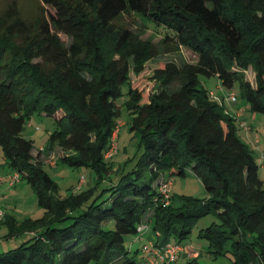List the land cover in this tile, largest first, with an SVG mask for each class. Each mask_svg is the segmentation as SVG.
<instances>
[{"label": "trees", "instance_id": "trees-1", "mask_svg": "<svg viewBox=\"0 0 264 264\" xmlns=\"http://www.w3.org/2000/svg\"><path fill=\"white\" fill-rule=\"evenodd\" d=\"M39 1L36 17L23 18L17 5L0 15V155L44 210L42 217L23 221L5 214L0 225L8 228L6 239L30 236L0 253V264H139L145 243L182 244L209 214L218 223L200 237L212 256L264 264L260 165L238 136L236 118L199 78L216 76L229 90L239 85L250 110L264 115V0ZM131 13L163 38L143 42L116 25ZM171 41L195 53L197 62L155 69L154 89L144 100L132 74L145 71L156 45ZM250 68L254 84L247 78ZM124 113L137 137V159L115 183L105 153ZM35 114L52 117L58 127L37 155L33 140L23 136ZM56 149L64 155L54 167L61 162L91 169L92 187L59 194L37 159ZM190 173L200 178L207 198L171 193L165 205L162 181ZM103 182H109L106 188ZM142 223L148 229L140 237ZM130 236L142 243L136 251L132 242L126 247ZM199 258L187 264H202Z\"/></svg>", "mask_w": 264, "mask_h": 264}, {"label": "rangeland", "instance_id": "rangeland-1", "mask_svg": "<svg viewBox=\"0 0 264 264\" xmlns=\"http://www.w3.org/2000/svg\"><path fill=\"white\" fill-rule=\"evenodd\" d=\"M14 5H17L23 18L36 17L42 13V6L39 0H0V15ZM116 25L120 28H130L134 32L135 37L143 42L151 40L155 44L163 38V34L158 28H155L152 23L138 14H125L116 21ZM61 38L66 44H71V39L69 37L67 38L65 34H61ZM107 46L110 47V43ZM154 52L156 55L152 61L147 63L145 71L139 76L132 74L133 87L142 91L144 100L147 99L149 93L154 89V82L151 76L155 69L164 67L168 62H175L181 67L185 62L196 63L198 59L195 53L185 47H179L176 41L169 43L160 42L159 45H156ZM246 74L247 78L254 84L255 82L253 80L255 79L252 69L250 68ZM199 78L203 86L219 98H223L230 93H235L238 102L231 104V106H239L240 108L243 106L247 107L248 110L244 114V117L236 121L238 128L237 134L253 150L254 156L260 165L259 177L264 181V169L261 167L264 161V154L262 155L264 153V115L254 113L250 110L247 101L241 96L239 85L236 84L233 89L229 90L221 84L216 76L206 77L201 75ZM122 101H119V104ZM121 119L125 124L121 127L116 140L119 151L113 158L108 160L109 164L113 167L111 176L112 182L115 183L119 180L121 173L128 172L135 167L137 159V137L135 133L130 131L129 121L125 113ZM241 121H246L249 125H252V131L247 132L241 127ZM57 128V124L52 117L35 114L27 123L23 131V136L33 140L34 154L37 155L43 148H48L49 137ZM62 155L64 154L61 149H56L49 156L42 153L37 157V159L44 163L43 168L46 172L57 183L59 194L66 197L73 192L85 191L92 187L95 183L96 174L91 169L86 167H70L61 162H58V166L55 165V167H52L51 163L57 161L58 156ZM15 175L14 170L5 164L3 156L0 155V177L2 178L0 185L4 187L0 188V209L5 214L15 215L18 221H23L26 218L37 219L42 217L44 210L38 206L34 190L22 178L16 179ZM170 178L172 182L171 193L173 196H187L196 199L207 198V191L200 178L196 175L190 173L187 177L172 176ZM11 183H14V185L11 186ZM108 183L103 182L101 187L106 188ZM214 223H218V218L214 214H209L201 218L195 224L191 236L183 241L181 245L189 251L201 254L198 261L202 264H232V255L226 257L212 256L208 252V241L200 237V232L212 226ZM7 233L8 228L5 225H0V253L19 246L30 236L25 234L24 236L21 235L16 238L6 239L5 235ZM131 241L132 236L128 237L126 241L127 248L130 247ZM171 242H175V240ZM140 247L138 243L135 244L134 251ZM179 258L176 264L188 263L184 255L180 254Z\"/></svg>", "mask_w": 264, "mask_h": 264}, {"label": "built area", "instance_id": "built-area-1", "mask_svg": "<svg viewBox=\"0 0 264 264\" xmlns=\"http://www.w3.org/2000/svg\"><path fill=\"white\" fill-rule=\"evenodd\" d=\"M210 97L222 104H224V102H227L229 104H234L238 102V98L235 93H230L226 95L224 98H219L212 91H210ZM225 112L227 114H230V111L227 109H225ZM124 124L125 123L122 121L121 118L116 121V127L113 132V136H112V143L109 149L105 153V157L107 159L113 158V156L117 154L119 151L116 140L119 136L120 129ZM240 125L247 132L252 131V127L246 121H241ZM261 167L264 168V161ZM15 178L19 179L17 174L15 175ZM0 180H2L1 177H0ZM13 185L14 183H11V186ZM160 192L162 194L164 204L168 205L171 199L172 182L162 181L161 186H160ZM4 216H5L4 211L0 209V221L4 219ZM147 229H148V225L146 223H142L138 226L140 237H142L143 233H145ZM183 250L184 249L182 245L178 243H167L163 248H158L153 241H148L147 243L143 245L141 249L143 259L141 260L139 264H174L177 261L179 255L183 252ZM197 256L198 254L194 253V257H197Z\"/></svg>", "mask_w": 264, "mask_h": 264}, {"label": "crops", "instance_id": "crops-1", "mask_svg": "<svg viewBox=\"0 0 264 264\" xmlns=\"http://www.w3.org/2000/svg\"><path fill=\"white\" fill-rule=\"evenodd\" d=\"M224 98V97H223ZM227 104H229V103H227V102H224V106H225V109H227V110H229L230 111V114L234 117V118H236V120H237V118H243L244 117V114L247 112V107L246 106H243L242 108H240L239 106L237 107V106H231V104H229V105H227ZM250 126H252V125H250ZM264 153H262V155H263ZM264 156V155H263ZM54 163H55V161L54 162H52L51 164H52V167H54ZM264 169V168H263ZM0 188H4L3 187V185H0ZM1 190V189H0ZM150 234H147V237L149 236ZM132 244H133V247H134V245L135 244H139V247H140V245H142V243L141 242H137V243H134V239H132ZM184 250H183V252H182V255H184V257L187 259V260H190V259H192V258H194V253H197L200 257H201V254H199L198 252H193V251H189L186 247H184L183 248ZM138 257H140L139 255H138ZM138 259V258H137Z\"/></svg>", "mask_w": 264, "mask_h": 264}]
</instances>
